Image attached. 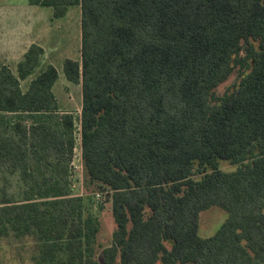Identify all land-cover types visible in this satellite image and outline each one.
<instances>
[{"label": "trees", "instance_id": "obj_1", "mask_svg": "<svg viewBox=\"0 0 264 264\" xmlns=\"http://www.w3.org/2000/svg\"><path fill=\"white\" fill-rule=\"evenodd\" d=\"M28 3L54 19L80 7L81 59L63 71L82 105L60 110L38 44L16 74L0 64V264H264V0ZM212 207L228 218L203 238Z\"/></svg>", "mask_w": 264, "mask_h": 264}, {"label": "rangeland", "instance_id": "obj_2", "mask_svg": "<svg viewBox=\"0 0 264 264\" xmlns=\"http://www.w3.org/2000/svg\"><path fill=\"white\" fill-rule=\"evenodd\" d=\"M9 3L17 5L18 9H24V4L27 0H9ZM28 6V5H27ZM46 12H51L53 16L52 8H43ZM50 30L55 37L54 40H47L46 55L43 59V63H52L59 73V79L55 87V93L58 97L62 110L73 111L75 116H79L81 113L82 105V87L80 84L69 82L64 74L63 66L66 59L79 60L81 49V9L79 6H72L69 8L67 16L54 19V23L51 24ZM15 70L16 68L12 66ZM237 81V76L233 75L227 82L219 86L217 92L219 95L223 94L228 88H230ZM29 81L23 82V88L26 89ZM65 105L66 107H63ZM77 145L75 149V159L73 163L75 186L77 193L83 192V165L81 159L80 148V135L77 134ZM237 165L229 161L220 162V170L225 172L235 171ZM96 199L101 202V196H97ZM100 219L101 229L97 236V248L102 250L108 247L112 243L113 232L115 229V223L112 216L110 203H105L104 208L101 211H95ZM228 218V214L225 210L212 207L206 211H203L199 215V228L198 233L203 238H209L214 236L221 225ZM15 252L7 255L8 262L6 264H28L26 260V254H23L22 261L18 259L14 260ZM11 258V259H10ZM6 259V260H7ZM10 259V260H9ZM25 261V262H24Z\"/></svg>", "mask_w": 264, "mask_h": 264}, {"label": "crops", "instance_id": "obj_3", "mask_svg": "<svg viewBox=\"0 0 264 264\" xmlns=\"http://www.w3.org/2000/svg\"><path fill=\"white\" fill-rule=\"evenodd\" d=\"M8 1L0 0V64L8 65L16 74L19 62L32 44H38L44 49V59L46 55L45 42L55 38L52 30H50L54 18L51 12L39 9L38 7L41 6L30 5L28 0L23 5V10L18 9L16 4ZM68 11L65 16H67ZM12 66L16 69L14 70ZM56 85L54 86V92ZM58 102L62 112L73 113L70 110H62L59 99ZM63 107L66 106L63 105Z\"/></svg>", "mask_w": 264, "mask_h": 264}, {"label": "built area", "instance_id": "obj_4", "mask_svg": "<svg viewBox=\"0 0 264 264\" xmlns=\"http://www.w3.org/2000/svg\"><path fill=\"white\" fill-rule=\"evenodd\" d=\"M76 149V148H75ZM74 159H75V155H74ZM74 159H73V163H74ZM81 159H82V155H81ZM73 163H72V167H73Z\"/></svg>", "mask_w": 264, "mask_h": 264}]
</instances>
